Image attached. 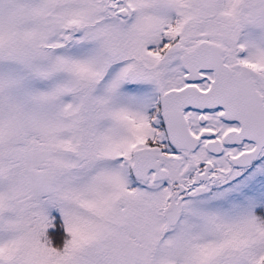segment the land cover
Returning <instances> with one entry per match:
<instances>
[{
	"label": "snow or ice",
	"instance_id": "obj_1",
	"mask_svg": "<svg viewBox=\"0 0 264 264\" xmlns=\"http://www.w3.org/2000/svg\"><path fill=\"white\" fill-rule=\"evenodd\" d=\"M0 264H264V0H0Z\"/></svg>",
	"mask_w": 264,
	"mask_h": 264
}]
</instances>
